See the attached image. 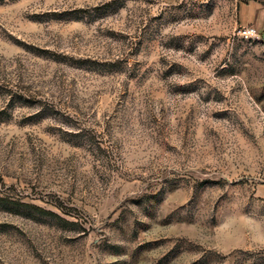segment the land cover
I'll return each instance as SVG.
<instances>
[{
  "label": "rangeland",
  "instance_id": "rangeland-1",
  "mask_svg": "<svg viewBox=\"0 0 264 264\" xmlns=\"http://www.w3.org/2000/svg\"><path fill=\"white\" fill-rule=\"evenodd\" d=\"M0 264H264V0H0Z\"/></svg>",
  "mask_w": 264,
  "mask_h": 264
},
{
  "label": "built area",
  "instance_id": "built-area-1",
  "mask_svg": "<svg viewBox=\"0 0 264 264\" xmlns=\"http://www.w3.org/2000/svg\"><path fill=\"white\" fill-rule=\"evenodd\" d=\"M241 34L245 38H253L254 36L258 35L257 29L253 27H245L242 29Z\"/></svg>",
  "mask_w": 264,
  "mask_h": 264
}]
</instances>
